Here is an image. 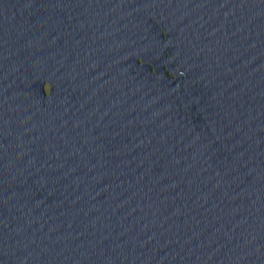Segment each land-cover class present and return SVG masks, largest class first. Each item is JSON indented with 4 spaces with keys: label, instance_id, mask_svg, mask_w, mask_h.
<instances>
[{
    "label": "water",
    "instance_id": "1",
    "mask_svg": "<svg viewBox=\"0 0 264 264\" xmlns=\"http://www.w3.org/2000/svg\"><path fill=\"white\" fill-rule=\"evenodd\" d=\"M0 264H264V0H0Z\"/></svg>",
    "mask_w": 264,
    "mask_h": 264
}]
</instances>
